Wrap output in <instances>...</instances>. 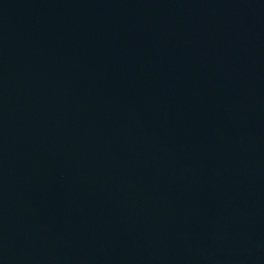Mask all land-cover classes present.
<instances>
[{"label":"water","instance_id":"95a60500","mask_svg":"<svg viewBox=\"0 0 264 264\" xmlns=\"http://www.w3.org/2000/svg\"><path fill=\"white\" fill-rule=\"evenodd\" d=\"M0 264H264V0H0Z\"/></svg>","mask_w":264,"mask_h":264}]
</instances>
